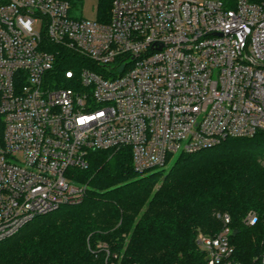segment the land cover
<instances>
[{
    "label": "built area",
    "instance_id": "obj_1",
    "mask_svg": "<svg viewBox=\"0 0 264 264\" xmlns=\"http://www.w3.org/2000/svg\"><path fill=\"white\" fill-rule=\"evenodd\" d=\"M257 135L264 0H112L108 21L66 0H0V242L81 204L94 152L128 150L144 175ZM218 218L217 235L197 236L205 264H238Z\"/></svg>",
    "mask_w": 264,
    "mask_h": 264
},
{
    "label": "trees",
    "instance_id": "obj_2",
    "mask_svg": "<svg viewBox=\"0 0 264 264\" xmlns=\"http://www.w3.org/2000/svg\"><path fill=\"white\" fill-rule=\"evenodd\" d=\"M77 10L81 0H66ZM112 0H101L108 21ZM88 186L84 201L38 217L0 242V264H205L199 232L217 235L218 215L231 218L230 241L238 264H262L264 255V135L228 139L180 155L168 171L139 174L128 150L98 151L77 172ZM160 185V186H158ZM257 223L246 224L249 213Z\"/></svg>",
    "mask_w": 264,
    "mask_h": 264
},
{
    "label": "rangeland",
    "instance_id": "obj_3",
    "mask_svg": "<svg viewBox=\"0 0 264 264\" xmlns=\"http://www.w3.org/2000/svg\"><path fill=\"white\" fill-rule=\"evenodd\" d=\"M101 0H81L80 5L77 7V10H72V14L74 17H80L88 20H95L98 17L99 5ZM178 155L173 157L172 162L163 170V172H168L174 164L177 162ZM160 186V185H158ZM202 233L199 232L198 235ZM200 250V249H199Z\"/></svg>",
    "mask_w": 264,
    "mask_h": 264
}]
</instances>
